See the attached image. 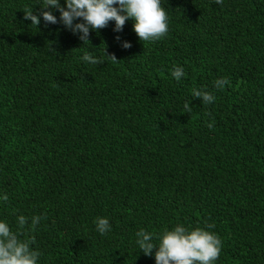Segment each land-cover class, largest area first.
<instances>
[{
    "label": "trees",
    "instance_id": "obj_1",
    "mask_svg": "<svg viewBox=\"0 0 264 264\" xmlns=\"http://www.w3.org/2000/svg\"><path fill=\"white\" fill-rule=\"evenodd\" d=\"M43 6L0 0V222L16 232L28 218L21 239H35L37 264H156L136 233L158 246L177 224L219 236L214 264H264V0H161L163 39L141 41L129 19L85 44L61 23L24 20Z\"/></svg>",
    "mask_w": 264,
    "mask_h": 264
},
{
    "label": "clouds",
    "instance_id": "obj_2",
    "mask_svg": "<svg viewBox=\"0 0 264 264\" xmlns=\"http://www.w3.org/2000/svg\"><path fill=\"white\" fill-rule=\"evenodd\" d=\"M218 5L223 4V0H214ZM39 16L33 14V8H26L24 20H30L32 26L40 24V16L43 17L45 25L61 23L73 34H80L79 39L89 43V35L92 31H98L107 27L110 21L115 22L114 32H121L129 19L134 21L133 31L141 41L155 42L166 37L169 31V17L166 10L161 6V0H65L66 6H61L59 0H43ZM114 5H118L115 7ZM45 9H48L47 11ZM51 9L59 11V21L52 14ZM80 20V23L74 21ZM116 39L119 41V37ZM131 44L124 42V49L131 48ZM51 51H54L52 48ZM113 62H118L116 56L105 55ZM82 60L92 65H99L102 61L85 52ZM121 62V61H120ZM185 75L182 67H174L171 76L180 81ZM230 84L228 78H220L214 81V86L218 90H223L225 85ZM194 99L199 98L203 104H211L215 96L208 91L199 89L192 90ZM191 101L184 104L187 112L192 111ZM215 121L206 124L209 129L214 128ZM0 200L7 202L8 196H0ZM41 216L31 218L30 229L35 230L39 224ZM96 230L101 235L111 231V225L107 218L97 217L94 221ZM17 231L13 232L6 222H0V264H37L41 255L40 252L31 248L35 239H21L24 235L28 218L20 215L17 217ZM214 224H206V228H214ZM136 243L145 256H152L155 249L156 264H214L221 252L222 241L215 233L197 227L193 230L186 228L182 224H177L172 230L164 229L159 237V245L153 243V235L144 229L136 233Z\"/></svg>",
    "mask_w": 264,
    "mask_h": 264
}]
</instances>
